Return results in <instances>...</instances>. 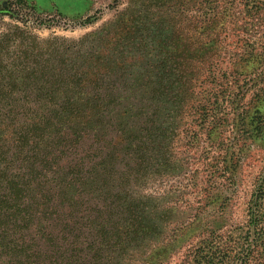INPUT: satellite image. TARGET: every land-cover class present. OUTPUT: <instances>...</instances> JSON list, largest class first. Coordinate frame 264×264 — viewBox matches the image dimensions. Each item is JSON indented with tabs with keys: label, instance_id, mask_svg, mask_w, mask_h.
Returning <instances> with one entry per match:
<instances>
[{
	"label": "trees",
	"instance_id": "obj_1",
	"mask_svg": "<svg viewBox=\"0 0 264 264\" xmlns=\"http://www.w3.org/2000/svg\"><path fill=\"white\" fill-rule=\"evenodd\" d=\"M18 1L0 11V16L13 21L4 23L0 31V264H98L108 234L106 223L100 220L102 205L93 208L97 214L89 225L92 238L88 242L81 230V235L73 234L69 223L60 230L59 242L50 228L55 222L54 208L64 204L55 197L86 186L89 167L106 170L100 168L103 161L85 162V158L102 139L101 86L112 67L103 61L102 44L91 57H80L84 39L40 38L34 29L52 22L32 27L29 17L36 9ZM125 13L119 12L91 33L106 47L111 44V55L124 53L120 40L132 35H128L132 33L130 20H120ZM133 47L140 97L135 98L139 110L133 115L136 166L147 171L154 162L158 177L178 172L180 165L172 166L159 144L182 134L179 125L191 109L193 120L183 136L197 143L204 137L211 146L218 142L222 150L220 139L225 138L224 128H229L230 152L203 159L204 204L194 211L182 233L197 241L186 250L182 264L255 260L264 253V163L240 223L227 218L232 201L224 196L218 180L229 170L225 179L236 184L241 161L235 159L237 152L246 141L264 133L259 110L264 83L257 84L264 78V0H133ZM120 99L109 101L110 114L119 108L117 120L126 123L134 108H124ZM168 105L176 109L168 112ZM164 117L174 119V135L163 127ZM89 137L92 143L86 150L78 147L79 141ZM239 140L243 144L236 148L233 141ZM147 152L152 156L145 161ZM140 197L137 203L154 199ZM216 210L219 219L209 221V213ZM134 212L133 221L129 217L124 231L117 234L131 232L133 241H143L152 229L144 215Z\"/></svg>",
	"mask_w": 264,
	"mask_h": 264
},
{
	"label": "rangeland",
	"instance_id": "obj_2",
	"mask_svg": "<svg viewBox=\"0 0 264 264\" xmlns=\"http://www.w3.org/2000/svg\"><path fill=\"white\" fill-rule=\"evenodd\" d=\"M22 1L36 9L35 12H31L29 17L32 27L41 21L52 22L53 24L50 26L41 25L34 29L33 32L40 38L57 36L69 41L84 39L82 48L78 53L80 57H91L90 55H94V50L102 44L104 46L102 50H106L103 61L108 68L112 67L101 86L100 97L103 99L102 105L105 110V118L100 124L102 139L92 147V151H96L94 153L90 151L91 156L85 158V162L90 161V159H94V162L103 161L100 168L106 167V170L98 172V168L94 171L89 167L90 172L84 180L86 186L79 187L77 191L72 189L66 194L55 197L60 205L64 204L54 208L56 211L55 222L50 230L58 236L57 241L59 242L60 230L65 223H69L71 231L72 227L74 228L73 234L81 235L79 233L81 230L87 242L90 241L92 233L89 230V225L94 219L93 216L97 214L93 208L99 204L103 206L100 220L104 224L106 223L105 230L108 234L98 264H182L186 250L191 243L197 241L182 237V233L184 227L192 220L194 211L201 206L203 207L204 204L205 193L200 189L201 177L203 176L202 163L205 162L203 159H214L219 152L222 154L230 152L228 149L230 146L229 128H224L223 136L225 138H219L224 143L222 150H219L218 142L211 146L204 142V137L197 143L191 136H183L185 129L191 125L193 120L194 109H191L187 112L189 116H185L179 125L181 126L180 132L183 131L182 134L171 137V140L167 139L163 142L164 144H159L160 147L163 146V150L167 151L166 155L172 166L180 165L178 172L173 173V171L158 177L154 173L158 169L154 162L150 164L147 171H143L136 166L137 158L136 152H134L135 142L133 139V129L137 127L133 123V115L139 110L135 98H140L136 90L138 75L136 67L133 65L137 60L136 50L133 47V0ZM15 2L20 3L18 0H0V11H4L8 5L15 4ZM127 8L130 12L125 13ZM119 12L125 13V16L121 17L120 20H130L129 26L132 33L128 35H132L126 40L124 38L120 40V44H123L120 50H123L124 53L118 54L116 52L111 55V44L106 47L105 43H100L97 38H94L97 36L91 33L114 20ZM1 16L0 31L4 23H13L7 15ZM86 20H90V23H84ZM122 65L123 67H121ZM263 83L264 78H259L257 84L262 86ZM116 97H121L119 101L123 103L124 108H134L132 119L126 120V123L125 120H117L119 108L114 109L115 111L110 114L112 106L109 101ZM125 97L126 100H124ZM197 98L199 100L201 96ZM167 107H169L167 108L168 112L176 109L172 108V105ZM259 110L264 116V102ZM158 115L160 118L164 116L160 113ZM165 119L166 122L163 127L170 128L174 135V119L169 117ZM91 143L92 138L82 139L79 141L78 147L86 150ZM233 143H236V148L243 144L240 140L238 142L233 141ZM99 145L102 146V149L98 151L97 146ZM79 151L80 149L77 152ZM151 156L150 152H147L144 160L148 161ZM237 156L238 158L235 157V159L241 161L237 170V179H235L236 184L225 179L229 178V170H227L224 179L218 180L219 188L222 189L224 196L226 195L228 200L231 199L232 201L231 204H228L226 214L233 223H240L243 220L245 203L250 197L255 179L262 171L264 133L257 139L246 141L242 151L237 152ZM209 192L212 195V189ZM141 195H150L154 199L149 202L144 200L137 203L136 200H139ZM72 197L75 198L73 202L70 201ZM130 198L133 202L129 201ZM143 204L146 206L138 207ZM67 205H70V209L66 208ZM217 211L209 213V221L214 222L219 219L220 214ZM133 212L144 215L147 226H150L153 231L147 237L145 236L146 239L143 241H133V233L131 232L117 234L119 230L120 232L124 231V226L129 217L133 221ZM71 239L72 237H70ZM78 239L85 241L83 238ZM173 239H175L174 242H172ZM170 242H172L171 246L164 250V245ZM89 259L90 256L87 260ZM254 259L250 258L247 264H264V253L258 254Z\"/></svg>",
	"mask_w": 264,
	"mask_h": 264
}]
</instances>
